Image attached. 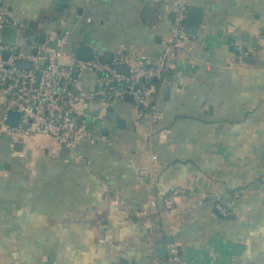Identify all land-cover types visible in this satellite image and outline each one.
<instances>
[{"label":"crops","instance_id":"0c3cea01","mask_svg":"<svg viewBox=\"0 0 264 264\" xmlns=\"http://www.w3.org/2000/svg\"><path fill=\"white\" fill-rule=\"evenodd\" d=\"M181 5L201 9L200 25L155 85L156 123L136 124L124 99L82 109L94 142L74 153L0 133V264H157L171 239L186 264H264V0H3L38 35L19 52L66 33L65 63L81 45L155 62ZM143 7L155 9L151 21ZM82 83L90 90L94 77ZM5 113L0 103V121ZM175 188L186 195L167 213ZM234 193L231 218L217 217Z\"/></svg>","mask_w":264,"mask_h":264},{"label":"built area","instance_id":"2783aa9c","mask_svg":"<svg viewBox=\"0 0 264 264\" xmlns=\"http://www.w3.org/2000/svg\"><path fill=\"white\" fill-rule=\"evenodd\" d=\"M187 9L186 5H181L175 11L169 35L155 62H148L145 58L129 59L120 50L111 57L110 62L95 53L91 61H76L72 55L65 63L62 46L66 33L60 34L53 46H35V54L20 53L19 46L25 39L21 34L24 29L11 18L3 6V0H0V31L8 26L19 29L15 46H7L0 40V103L6 112L14 111L20 115L16 127H9L4 116L0 121V133L8 136L13 143H21L31 137L53 139L59 149L74 153L82 143L94 142L86 128L82 109L92 103L106 110L127 97L131 98L137 109L135 123L147 115L153 125L159 118L156 104L153 103L155 85L165 83L178 51L188 41V34L184 31ZM5 52L9 55L3 60ZM19 60L29 62L30 70L17 68L16 62ZM120 66L128 68L126 74L118 71ZM85 73L94 77L95 85L90 90L83 87L82 77ZM75 157L85 161L80 155ZM151 159L155 161L156 157L152 156ZM184 195L186 192L183 189H172L162 200L163 209L167 213L175 211L176 198ZM238 198L239 193L232 194L225 203L216 204L215 210L223 218L230 217L232 206ZM155 207L156 196L149 193L145 214L149 215ZM142 225L146 231L152 232L153 225L149 219ZM166 248L167 257L157 264H186L175 240H169Z\"/></svg>","mask_w":264,"mask_h":264},{"label":"water","instance_id":"95a60500","mask_svg":"<svg viewBox=\"0 0 264 264\" xmlns=\"http://www.w3.org/2000/svg\"><path fill=\"white\" fill-rule=\"evenodd\" d=\"M154 13H155L154 8L143 7L141 17L145 21H151L153 16H154ZM201 15H202L201 9H199L195 6H189L188 7L187 13H186V20L184 23V31L186 34L195 35L197 33V30H198L199 25H200ZM23 24L26 25L25 23H23ZM18 33H19V29L17 27H9V26L4 27L0 31V40L3 44H5L7 46H15L17 39H18ZM21 34H23V37H25V38H33V41H35V42H37V40H38V35H34L33 24H30L28 27H26V29ZM40 43L43 44L44 40L41 39ZM33 54H35V51H33ZM8 55H9V53L5 52L2 56V59L5 60L8 57ZM72 55L76 61L88 62V61L93 60L94 55H95V51L90 46L81 45V46L76 47L72 51ZM104 59H105V61L110 62L111 56H108ZM16 67L19 69L30 70L31 64L29 62L19 60L16 62ZM118 71L126 74L128 71V68L125 66H120V67H118ZM35 75L37 78H39L38 72H36ZM125 100L128 102H131L130 97H127ZM139 107H141V105ZM5 116H6L5 122L9 127H16L18 125L19 117H20V115L18 113L14 112V111H7L5 113ZM87 126H88V123H87ZM17 145L22 147L21 143H18Z\"/></svg>","mask_w":264,"mask_h":264},{"label":"trees","instance_id":"16d2710c","mask_svg":"<svg viewBox=\"0 0 264 264\" xmlns=\"http://www.w3.org/2000/svg\"><path fill=\"white\" fill-rule=\"evenodd\" d=\"M263 34H264V29H263ZM217 217H220L222 219H229V218H223L222 216H220L219 214L215 213ZM231 218V217H230Z\"/></svg>","mask_w":264,"mask_h":264},{"label":"rangeland","instance_id":"374dc122","mask_svg":"<svg viewBox=\"0 0 264 264\" xmlns=\"http://www.w3.org/2000/svg\"><path fill=\"white\" fill-rule=\"evenodd\" d=\"M1 134H4V133H1ZM5 135V134H4ZM6 136V135H5Z\"/></svg>","mask_w":264,"mask_h":264}]
</instances>
